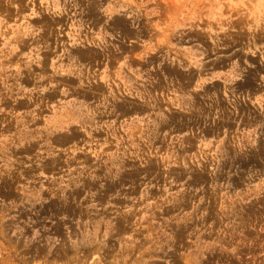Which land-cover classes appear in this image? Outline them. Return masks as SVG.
<instances>
[{
  "label": "rangeland",
  "instance_id": "rangeland-1",
  "mask_svg": "<svg viewBox=\"0 0 264 264\" xmlns=\"http://www.w3.org/2000/svg\"><path fill=\"white\" fill-rule=\"evenodd\" d=\"M0 264H264V0H0Z\"/></svg>",
  "mask_w": 264,
  "mask_h": 264
}]
</instances>
